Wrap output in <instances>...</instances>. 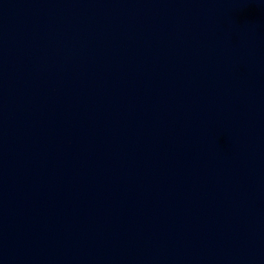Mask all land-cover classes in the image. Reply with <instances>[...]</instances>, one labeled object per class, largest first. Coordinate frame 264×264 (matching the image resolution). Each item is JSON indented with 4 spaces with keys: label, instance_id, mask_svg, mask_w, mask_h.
<instances>
[{
    "label": "water",
    "instance_id": "water-1",
    "mask_svg": "<svg viewBox=\"0 0 264 264\" xmlns=\"http://www.w3.org/2000/svg\"><path fill=\"white\" fill-rule=\"evenodd\" d=\"M0 264H264V0H0Z\"/></svg>",
    "mask_w": 264,
    "mask_h": 264
}]
</instances>
